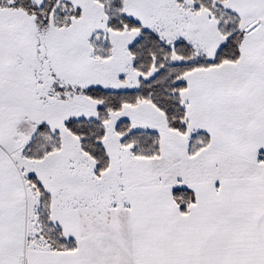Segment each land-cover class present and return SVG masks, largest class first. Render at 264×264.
I'll list each match as a JSON object with an SVG mask.
<instances>
[{"label":"snow or ice","instance_id":"1","mask_svg":"<svg viewBox=\"0 0 264 264\" xmlns=\"http://www.w3.org/2000/svg\"><path fill=\"white\" fill-rule=\"evenodd\" d=\"M0 264H264V0H0Z\"/></svg>","mask_w":264,"mask_h":264}]
</instances>
